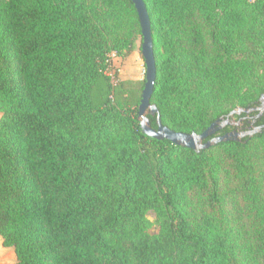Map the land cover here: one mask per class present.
Masks as SVG:
<instances>
[{
    "label": "trees",
    "instance_id": "1",
    "mask_svg": "<svg viewBox=\"0 0 264 264\" xmlns=\"http://www.w3.org/2000/svg\"><path fill=\"white\" fill-rule=\"evenodd\" d=\"M144 3L163 125L201 133L260 105L264 0ZM138 40L130 0H0V236L12 264H264V128L199 151L146 135L144 81L113 66Z\"/></svg>",
    "mask_w": 264,
    "mask_h": 264
},
{
    "label": "water",
    "instance_id": "2",
    "mask_svg": "<svg viewBox=\"0 0 264 264\" xmlns=\"http://www.w3.org/2000/svg\"><path fill=\"white\" fill-rule=\"evenodd\" d=\"M130 1L134 4L137 11L141 31L140 53L144 61L145 76L137 109V117L139 120L140 128L146 135L158 140L166 139L173 144L199 151L221 141L240 140L242 137L251 136L252 134L258 132L261 128H264V125H253V127L248 131L238 132L236 130H232L222 135L212 137L213 134L220 131L225 126H235L239 124V121H231L230 118L233 115L240 114L242 112L249 113L253 110H256L257 114L255 115V118L261 116L264 111V93L260 97L259 106L251 109H243L241 107H238L229 112V114H227L225 118H219L213 121L201 133H185L174 131L169 127L163 125L161 123L157 107L150 101L155 83L156 66L153 53V40L149 15L144 0ZM149 115L155 116L156 128L151 127L148 117ZM12 251L13 249L11 247H5L3 245V239L0 236V264H12L15 261V259H13L14 251Z\"/></svg>",
    "mask_w": 264,
    "mask_h": 264
},
{
    "label": "rangeland",
    "instance_id": "3",
    "mask_svg": "<svg viewBox=\"0 0 264 264\" xmlns=\"http://www.w3.org/2000/svg\"><path fill=\"white\" fill-rule=\"evenodd\" d=\"M140 44L141 41L138 40L136 42L135 49L131 52L130 55H128L124 59L120 57H113L114 70L118 74L119 78L124 80H131L134 82L144 81L145 66H144L143 58L140 53ZM110 73L112 74L113 71ZM230 119L232 122L239 121L240 123L241 121L235 115H233ZM148 218L151 221H154V214L152 212L149 213ZM153 230L155 231L156 228L154 227ZM13 259H15L14 253H13Z\"/></svg>",
    "mask_w": 264,
    "mask_h": 264
},
{
    "label": "flooded vegetation",
    "instance_id": "4",
    "mask_svg": "<svg viewBox=\"0 0 264 264\" xmlns=\"http://www.w3.org/2000/svg\"><path fill=\"white\" fill-rule=\"evenodd\" d=\"M246 118L249 119L248 122H249L250 124L244 126L243 122H244V120H245ZM254 119H255V116H245V117H240L239 120H241L242 122L240 121V123H239L238 125H235V126H229V127H231V130H230V131H232V130H236V131H238V132L248 131V130H250V129L253 127ZM216 133H217V132H216ZM242 138H243V137H242Z\"/></svg>",
    "mask_w": 264,
    "mask_h": 264
}]
</instances>
